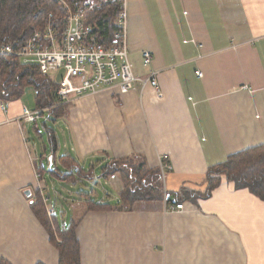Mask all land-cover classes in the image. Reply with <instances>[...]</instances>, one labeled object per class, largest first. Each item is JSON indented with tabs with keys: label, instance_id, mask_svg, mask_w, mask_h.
<instances>
[{
	"label": "crops",
	"instance_id": "0c3cea01",
	"mask_svg": "<svg viewBox=\"0 0 264 264\" xmlns=\"http://www.w3.org/2000/svg\"><path fill=\"white\" fill-rule=\"evenodd\" d=\"M125 9L129 58L147 67L136 76L156 71L159 91L135 81L127 93L71 103L65 128H52L56 155L83 167L130 155L150 168L165 163L164 199L117 208L120 178L96 172L92 181L101 177L114 193L92 194L113 208L87 211L76 226L80 264H264V200L248 189L222 176L207 197L180 201L182 210L164 205L166 192H204L210 166L264 143V0H125ZM24 108L36 109L22 97L0 99V264H58L24 193L38 189L52 209L38 171L52 155L48 142L33 154L26 132L43 116L29 123ZM74 194L59 219L78 203Z\"/></svg>",
	"mask_w": 264,
	"mask_h": 264
},
{
	"label": "trees",
	"instance_id": "16d2710c",
	"mask_svg": "<svg viewBox=\"0 0 264 264\" xmlns=\"http://www.w3.org/2000/svg\"><path fill=\"white\" fill-rule=\"evenodd\" d=\"M63 1L65 4L59 0H0V43L20 45L32 36L34 30L44 28L47 23L61 31L68 12L76 11L80 8V3L86 0ZM120 10L119 1L106 0L87 13L84 25L90 28L91 35L100 45L116 43L113 34L119 29L117 16ZM26 86L35 89V107L43 109L41 116L46 114V118L53 121L66 115L69 104H57L55 81L48 75H42L35 64L0 56V99L16 100L21 97ZM34 129L38 131V127L35 126ZM43 129L52 154V163L49 166L48 158L45 157L46 162L43 159L42 163L45 165L38 168L41 176L44 167L52 178L73 184L92 180L96 172L104 178L117 175L122 183L118 192L117 208H131L136 202L164 199L160 168H150L142 155L111 157L99 166L94 163L83 167L71 155L57 156V144L52 128L43 123ZM222 176L233 182L235 188H246L264 200V143L232 153L223 162L210 166L206 172L204 192L186 188H181L177 193L181 196H172L166 192L169 197H166L165 203L169 205L180 203L184 199L207 197L219 185ZM31 193V209L47 231L49 241L58 250V264H80V244L76 236V226L87 211L111 209L113 206L97 199L90 191L79 190L78 203L74 204L67 219L61 220L59 218L64 215L62 212L56 210L51 217L47 214L38 189L32 190ZM57 200L61 201L60 198ZM54 206L55 202L50 204L52 210L55 209Z\"/></svg>",
	"mask_w": 264,
	"mask_h": 264
},
{
	"label": "built area",
	"instance_id": "2783aa9c",
	"mask_svg": "<svg viewBox=\"0 0 264 264\" xmlns=\"http://www.w3.org/2000/svg\"><path fill=\"white\" fill-rule=\"evenodd\" d=\"M121 10L117 16L119 29L113 34L114 45H100L91 35L90 28L84 25L86 18L85 6L76 11H69L62 30L47 23L42 29H36L32 36L20 45L0 43V56H8L25 63L37 65L42 75L64 70L57 80L58 105L71 104L81 98L95 96L101 92L117 94L127 93L133 83L138 81L141 87L150 85L159 91L156 71H151L147 77H137L129 58L127 46L126 23L127 12L125 0H118ZM145 64H150V51L143 50ZM196 75L201 76L199 70ZM43 109H23L21 118L34 122L41 117ZM165 163H160V173L164 181ZM37 176V174H36ZM47 202L46 198H43ZM169 211L182 210V202L164 203ZM47 214L53 210L47 208Z\"/></svg>",
	"mask_w": 264,
	"mask_h": 264
},
{
	"label": "rangeland",
	"instance_id": "374dc122",
	"mask_svg": "<svg viewBox=\"0 0 264 264\" xmlns=\"http://www.w3.org/2000/svg\"><path fill=\"white\" fill-rule=\"evenodd\" d=\"M60 3L65 4V2L63 0H59ZM118 1V0H117ZM106 0H87V2H83L82 4L80 3L79 7L81 6H85L86 9H88V11H91L92 9H94L95 7H98L99 5H101V3H105ZM132 64H133V73L135 75H139L145 71H147V67H145L142 63V61L136 57V59L134 60V58H130ZM64 70L61 69L57 72H51L50 74H48V76L55 82H57V80L63 75ZM145 75V74H143ZM35 89L32 86H26L23 90V93L21 95V97L23 98L24 103L26 104V106H28V108H33L35 107L34 104V99H35ZM71 107V104H69V106L66 108L67 109V113L66 115H68V110ZM37 125H38V131L36 132L35 129L32 127H29L28 129H26V132L28 131V137H29V144L30 147L32 148V153L37 154V155H41L43 153L42 151V147L44 145L47 144V136L45 133V130L43 129V126L41 125V123H46V126H49L53 129L56 130L57 135H59L62 131L61 129L65 128V124H64V120L63 119H56V120H48L46 118V114L43 115L41 120L37 121ZM31 123V122H29ZM47 158V156H45ZM45 157H44V162L45 161ZM50 173L47 170V168L44 167L43 169V174L41 176V181H44V184H46V196L48 197V200L50 199V204H54L55 202V206H60V210L62 213H64V209H68L69 208V203L71 202L70 200L74 199L76 197V194L79 190H85V191H90L91 193H103V190H107L110 193H114V191L107 186V184H105L104 180L98 176L97 181L94 183L92 180H86L83 181V183H60L58 180L50 178ZM78 188V189H77ZM59 194L61 195V201L57 200V197L59 196ZM56 197V199H55ZM115 199V198H113ZM49 202V201H48ZM65 203L68 204L67 206L63 207L61 204ZM53 215V214H52ZM50 215V217L52 216Z\"/></svg>",
	"mask_w": 264,
	"mask_h": 264
},
{
	"label": "water",
	"instance_id": "95a60500",
	"mask_svg": "<svg viewBox=\"0 0 264 264\" xmlns=\"http://www.w3.org/2000/svg\"><path fill=\"white\" fill-rule=\"evenodd\" d=\"M48 160H49V164L51 165V163H52V155H49ZM24 193H25L27 196H29V195L31 194V190H30V189H25V190H24Z\"/></svg>",
	"mask_w": 264,
	"mask_h": 264
}]
</instances>
